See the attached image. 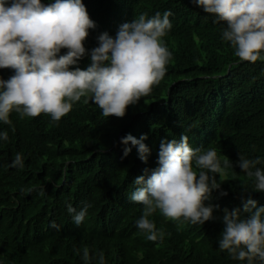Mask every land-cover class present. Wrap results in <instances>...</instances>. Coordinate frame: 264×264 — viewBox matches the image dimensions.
I'll use <instances>...</instances> for the list:
<instances>
[{
  "label": "clouds",
  "instance_id": "obj_1",
  "mask_svg": "<svg viewBox=\"0 0 264 264\" xmlns=\"http://www.w3.org/2000/svg\"><path fill=\"white\" fill-rule=\"evenodd\" d=\"M191 4L183 22L145 13L92 38L98 0H0V152L24 174L0 187V264H165L197 245L264 264V206L249 196L242 218L237 196L212 193L252 177L264 192L261 159L245 156L262 119L254 136L220 111L246 93L264 116V0ZM172 29L197 30L194 70L169 51Z\"/></svg>",
  "mask_w": 264,
  "mask_h": 264
},
{
  "label": "trees",
  "instance_id": "obj_2",
  "mask_svg": "<svg viewBox=\"0 0 264 264\" xmlns=\"http://www.w3.org/2000/svg\"><path fill=\"white\" fill-rule=\"evenodd\" d=\"M90 4L93 3V0H87ZM98 12L95 17L92 19L96 23V27L94 29H90L89 33L92 38H98L102 33L107 32H117L120 25L124 23L132 22L136 17L140 14H147L148 18L155 16L157 13L160 14V11H173L177 17L179 22H183L185 20V15L179 13L181 9H191L192 4L191 0H98ZM102 4V5H101ZM198 5V4H197ZM200 21L204 22L208 25V27L212 30H220L221 24L214 23L215 17L213 14H205L201 13ZM171 16L169 17V19ZM170 31V30H168ZM167 31V32H168ZM171 33L176 37L180 46L177 42H175L172 34H169L166 38V35L163 37L167 40L169 46L172 48L169 51L174 56V60L176 63L186 65L190 71L194 70V67H197V61L201 60V51L199 46L202 45L199 42L200 39H195L197 35V30H193L192 32H184L178 29H172ZM185 35V36H184ZM198 47V48H196ZM221 49V46L219 45ZM214 75H220L223 73L221 68H213ZM211 75L210 72H207ZM192 75V73H191ZM174 80L172 75H168L165 82L158 88H156V96L163 99L165 98L167 86ZM195 82L190 83L186 88V92L189 95H195L199 89L203 87H209L212 85H216L219 83V79L209 80H193ZM186 94V95H187ZM193 97V96H191ZM248 96L246 93H242L235 100V105L232 107L221 106L220 111L222 114H225L230 117H235L238 114L241 115L244 119L249 121L252 127V133L255 136L258 133L256 129L257 125L260 123L261 119V132L264 133V116L262 117V113L255 109V107L246 105ZM145 107V103L143 104ZM86 138V136H85ZM79 144L83 143L84 140H78ZM249 145V153L245 152V156L249 159L260 158L261 164L257 165V167L264 168V142H255L248 143ZM13 157L7 155L6 152H0V187L9 188L12 185V180H5L12 177H22L24 178L23 172L18 167H12ZM111 178H114L116 181H122V177L118 175H114L111 172L108 173ZM114 181V182H116ZM254 189V178H248L244 185L237 189H231V187L224 185L218 190H213L212 193H219L222 195V192H227V195H223L224 198L234 199L236 197L235 203H232L233 206L229 209L240 210V215L242 218H250L251 212H241L244 207V202L249 198V196L257 201V207L264 206V192L253 191ZM125 193V186L122 183H118L114 191H112V195L114 197H122ZM52 194V192L50 193ZM255 211V209H253ZM225 214V213H224ZM223 214V215H224ZM210 228H206L202 230L198 237L206 238L209 234ZM180 259L173 257L169 263L165 264H248L247 259L241 261L238 259H234L233 256L226 250H222L218 245L214 248H205L201 245H197L194 249V254L184 251L183 257L181 255ZM146 264H153L152 262H147ZM253 264H261L258 258L254 259Z\"/></svg>",
  "mask_w": 264,
  "mask_h": 264
}]
</instances>
